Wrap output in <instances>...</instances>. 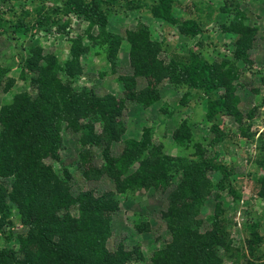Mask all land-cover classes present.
Listing matches in <instances>:
<instances>
[{
  "label": "rangeland",
  "instance_id": "374dc122",
  "mask_svg": "<svg viewBox=\"0 0 264 264\" xmlns=\"http://www.w3.org/2000/svg\"><path fill=\"white\" fill-rule=\"evenodd\" d=\"M12 1L16 13L2 14L3 20L17 16L28 24L38 19L44 22L45 15L52 14L51 10L63 2L4 0L1 10ZM136 1L99 3L104 14L100 24L74 14L66 27L40 25L32 36L0 32V108L12 102L14 95L34 98L30 80L33 71H24L18 65L19 55L25 57L29 52L41 56L39 63H50V70L63 85L78 91L92 90L119 106L118 118L124 126L119 138L109 143L107 154L120 157L136 152L150 164L148 172L155 168L166 172V183L147 188L132 185L116 191L115 183L99 168L104 140L99 136L96 145L83 144L81 135L85 130L77 125L68 127L65 119L58 132L61 146L56 160L49 155L46 160L53 162L58 174L67 168L71 197L80 192L94 196L110 192L114 196L116 209L102 214L109 224L104 244L109 251L119 245L124 250L137 249L141 256L135 255L130 264H157L151 261L152 252L170 242L171 232H176L173 228L179 227L177 234L183 236L180 227L186 224L197 235L209 236L221 219L222 241L228 252L238 250L241 262L246 259L264 264V199L257 194V178L264 174V163L259 164L260 158L264 161V0H172L177 20H197L200 29L193 36L181 32L175 23L154 18L147 7L137 6ZM243 26L253 32L249 46L240 51L238 40ZM133 36L157 44L160 67L156 76L139 74L131 63ZM73 39L80 42L79 51L73 49ZM196 50L208 63L227 72L228 87L217 86V91L223 94L230 87L233 99L230 111L218 125L221 133H216L212 122L204 118L205 99L196 95L199 92L188 85L180 69L181 61L188 60L190 52ZM67 62L74 65L71 69L78 68L73 75L62 69ZM59 66L61 69H57ZM126 78H133V86ZM149 84L156 98L147 103L138 96ZM83 105L88 113L95 107L86 102ZM84 119L100 135L101 124ZM144 129L150 136L144 150L127 145L126 140L137 141ZM216 163L226 168L227 174L223 176L211 167ZM136 164L134 160L127 163L119 175H128ZM200 165L203 167L199 173ZM92 170L99 173L95 179L91 178ZM11 178L0 169V207H5L0 212V249L14 248L20 259L23 253L17 252L18 242L28 226H20L18 216L21 206L27 203L24 197L15 201L7 195ZM73 208L72 204L70 210ZM250 222L258 224L261 238L255 250L245 243L249 238L246 224ZM212 249L205 247L206 251ZM222 249L223 246L216 247L215 254L221 257ZM229 261L232 260L227 257L221 259L222 264Z\"/></svg>",
  "mask_w": 264,
  "mask_h": 264
},
{
  "label": "trees",
  "instance_id": "16d2710c",
  "mask_svg": "<svg viewBox=\"0 0 264 264\" xmlns=\"http://www.w3.org/2000/svg\"><path fill=\"white\" fill-rule=\"evenodd\" d=\"M114 1L63 0L61 6L57 5L51 10L52 14L45 15L44 22L38 19L30 24L17 16L13 20H3L2 14L8 13L13 16L16 13L12 1L6 9L0 8V32L32 36L40 25L66 27L69 18L74 14L100 24L104 14L100 11L99 3L107 5ZM172 2V0H151L148 4L144 0L136 1L137 6L147 7L154 18L164 23H175L181 32L191 36L197 34L200 29L197 20L189 17L177 20L173 14ZM2 3L4 0H0V7ZM252 32L251 28L243 26L238 40L240 51L249 46ZM142 39L144 38L141 36H133L130 39L131 63L139 74L151 78V75L156 76V70L160 67V62L156 60L157 44ZM72 43L75 51L81 49L78 40L73 39ZM190 54L188 60L181 61L182 75L188 85L199 92L196 95L205 99L204 118L212 122L211 125L216 128V133H221L218 131V125L222 116L230 111V103L233 99L230 87L223 94L217 91V86L228 87L227 72L222 67L218 66L219 69L214 66L212 62L208 63L200 50ZM235 54L237 55L238 52L235 51ZM40 59L38 53L30 52L26 53L25 57L19 55L18 59V65L23 66L24 71H33L30 80L35 89L34 98L14 95L12 102L0 108V169L12 177L11 189L7 195L15 201L25 198L27 204L19 207L18 223L20 226H28V230L18 242L17 252L23 253V255L19 253L21 258L16 257L14 248L0 249V264H130L135 259V255L141 256L137 249L124 250L119 245L113 251H109L104 244L109 224L102 218V214L116 209L117 202L114 196L110 192H101L97 196L80 192L77 196L71 197L68 193L69 184L66 182L69 174L67 168H62L58 174L53 162L46 160L48 155L52 161L56 160L57 150L61 146L58 133L60 123L65 119L69 123L66 124L68 127L77 125L78 128L85 130L81 135L83 144L96 145L100 140L99 136L104 140L105 146L101 154L103 161L99 168L109 175L118 192L132 185L147 188L150 185L164 184L167 174L164 170L159 171L158 168L148 172L147 167L150 164L146 159L139 158L136 152L110 157L107 154L108 145L119 138L124 126L122 120L118 118L119 106L107 97L95 95L92 90L78 91L63 85L50 70L51 64L39 63ZM148 64L151 66L149 67ZM73 66L67 62L62 69L68 75H73L78 70L75 67L74 70L71 69ZM125 80L133 86V78ZM151 90L153 89H150L149 84L148 89H144L139 94V100H145L147 103L155 100L156 94ZM85 102L95 106L89 113L83 107ZM84 117L101 124L100 135L95 134L92 125L89 126ZM126 141L127 145L141 151L150 143V136L144 129L137 141L135 139ZM133 160L137 161L135 169L121 177L119 175L122 173L121 169ZM263 163L260 158L259 164ZM188 165L189 162L184 164L183 169H187ZM202 167L203 165H200V169L197 170L199 173ZM211 167L220 170L223 176L227 174L226 168L221 164L216 163ZM92 173L91 178H97L98 171L92 170ZM196 177L199 178L200 174ZM257 184V194L264 199V174L258 176ZM227 191L234 195L230 188H227ZM72 204L74 208L71 211ZM4 209V206L0 207V212ZM62 209L64 211L58 213ZM222 221L223 219L219 221L215 231L209 236L197 235L186 224L180 227V234L183 236L177 234L179 227L173 228L176 232H171L170 242L154 250L151 261L157 264H222V257H227V260H232L229 264H254L246 259L241 262L238 250L228 252V246L222 241L224 233ZM246 227L249 238L245 243L250 250H255L261 240L257 231L258 224L250 222ZM218 246L224 248L221 257L215 254ZM205 247H212L214 251L213 249L206 251Z\"/></svg>",
  "mask_w": 264,
  "mask_h": 264
}]
</instances>
